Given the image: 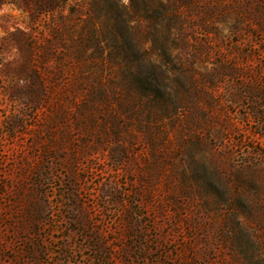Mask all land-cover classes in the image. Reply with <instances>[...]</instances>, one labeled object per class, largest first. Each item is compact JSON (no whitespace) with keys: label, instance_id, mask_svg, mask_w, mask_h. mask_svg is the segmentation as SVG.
Wrapping results in <instances>:
<instances>
[{"label":"rangeland","instance_id":"1","mask_svg":"<svg viewBox=\"0 0 264 264\" xmlns=\"http://www.w3.org/2000/svg\"><path fill=\"white\" fill-rule=\"evenodd\" d=\"M140 3L137 103L0 0V264H264V0Z\"/></svg>","mask_w":264,"mask_h":264},{"label":"trees","instance_id":"2","mask_svg":"<svg viewBox=\"0 0 264 264\" xmlns=\"http://www.w3.org/2000/svg\"><path fill=\"white\" fill-rule=\"evenodd\" d=\"M67 2L75 3L84 11L80 13L84 20L76 35H69V32L64 29V32L68 34L67 39L71 42L68 49L79 57L94 51L98 55L97 58L101 59L103 50H106L103 46L105 44L109 48L105 61L107 63L109 60V64L119 72L117 76L119 78L116 79V83L113 82L115 98L128 97L132 101L141 103L142 93L139 79L129 70L131 66L138 64L144 52L142 50L144 41L135 40L140 33L144 19V9L140 0H129L127 6L122 4L121 0H33L37 13L43 12L49 16H53L58 11L61 12ZM107 22L112 23L109 30H107ZM136 24L140 25L138 30H135L134 25ZM96 27L100 29L96 30ZM106 30L110 35L108 39L105 34ZM134 30L137 31V35ZM48 33L49 36L46 38L49 41L46 44H48V49L54 50L63 42V30H60L58 26H53L48 29ZM129 60H131V65ZM30 61L31 58L28 56L27 64ZM133 61L136 65L132 64Z\"/></svg>","mask_w":264,"mask_h":264}]
</instances>
